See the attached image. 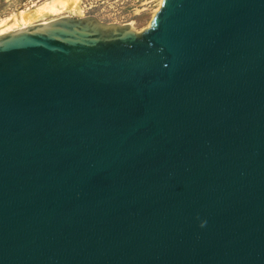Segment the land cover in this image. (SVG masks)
<instances>
[{
  "label": "water",
  "instance_id": "obj_1",
  "mask_svg": "<svg viewBox=\"0 0 264 264\" xmlns=\"http://www.w3.org/2000/svg\"><path fill=\"white\" fill-rule=\"evenodd\" d=\"M0 264H264V0L0 34Z\"/></svg>",
  "mask_w": 264,
  "mask_h": 264
},
{
  "label": "rangeland",
  "instance_id": "obj_2",
  "mask_svg": "<svg viewBox=\"0 0 264 264\" xmlns=\"http://www.w3.org/2000/svg\"><path fill=\"white\" fill-rule=\"evenodd\" d=\"M46 0H0V18L20 11L31 12ZM49 1V0H48ZM161 0H80L82 13H64L73 17L94 16L103 23H129L140 31L146 27L158 9ZM61 16V15H60ZM48 20L52 18H47ZM46 19V20H47ZM45 21L34 20L28 26Z\"/></svg>",
  "mask_w": 264,
  "mask_h": 264
},
{
  "label": "bare ground",
  "instance_id": "obj_3",
  "mask_svg": "<svg viewBox=\"0 0 264 264\" xmlns=\"http://www.w3.org/2000/svg\"><path fill=\"white\" fill-rule=\"evenodd\" d=\"M64 13H82L80 0H46L40 6L36 7L35 10L29 13L20 11L12 16L0 18V34L28 27V24L32 23L34 20H38L39 18L45 19V21L38 23H44L48 21L47 18L59 17Z\"/></svg>",
  "mask_w": 264,
  "mask_h": 264
}]
</instances>
